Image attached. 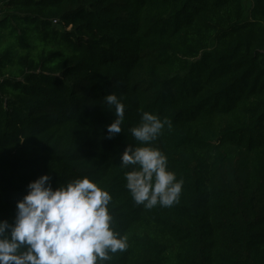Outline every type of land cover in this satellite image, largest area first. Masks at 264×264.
<instances>
[{
	"label": "trees",
	"instance_id": "1",
	"mask_svg": "<svg viewBox=\"0 0 264 264\" xmlns=\"http://www.w3.org/2000/svg\"><path fill=\"white\" fill-rule=\"evenodd\" d=\"M143 112L171 123L147 145L171 207L125 187ZM45 174L110 193L128 247L105 264H264V0H0V220Z\"/></svg>",
	"mask_w": 264,
	"mask_h": 264
},
{
	"label": "clouds",
	"instance_id": "2",
	"mask_svg": "<svg viewBox=\"0 0 264 264\" xmlns=\"http://www.w3.org/2000/svg\"><path fill=\"white\" fill-rule=\"evenodd\" d=\"M114 106L115 119L107 125L108 138L121 133L125 106L115 93L104 98ZM168 120L143 112L138 126L130 129L143 147H127L120 166L126 189L136 204L151 209L178 203L184 181L168 170V159L150 147ZM112 196L87 177L53 189L50 175H41L27 185L16 203L11 223L0 220V264H105L110 254L128 247L127 237L112 228L109 211Z\"/></svg>",
	"mask_w": 264,
	"mask_h": 264
}]
</instances>
